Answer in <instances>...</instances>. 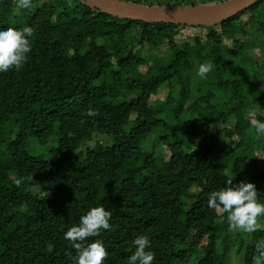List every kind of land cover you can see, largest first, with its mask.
Returning <instances> with one entry per match:
<instances>
[{
	"label": "trees",
	"instance_id": "1",
	"mask_svg": "<svg viewBox=\"0 0 264 264\" xmlns=\"http://www.w3.org/2000/svg\"><path fill=\"white\" fill-rule=\"evenodd\" d=\"M15 3L0 0V27L33 35L24 66L0 73V264H75L64 233L97 205L111 229L84 243L103 241V264H127L140 235L153 264H253L264 227L245 243L207 201L233 179L264 202V137L250 123L264 119V0L214 26L119 19L83 0Z\"/></svg>",
	"mask_w": 264,
	"mask_h": 264
},
{
	"label": "clouds",
	"instance_id": "2",
	"mask_svg": "<svg viewBox=\"0 0 264 264\" xmlns=\"http://www.w3.org/2000/svg\"><path fill=\"white\" fill-rule=\"evenodd\" d=\"M32 0H16L17 9L31 7ZM32 29L24 26L22 29L14 25L0 27V73L9 69L19 71L28 59L32 49L30 38ZM215 65L209 61L201 63L197 69V76L206 78V74L214 70ZM86 116L94 117L97 112L89 109ZM252 113L251 126L257 138L264 137V119L256 118ZM17 184L20 181H16ZM210 209L219 208L227 213L229 228L242 229L246 233L255 232L260 226L257 218L264 216V202L258 200V193L253 183L241 181L233 183V179L226 182V186L213 191L207 201ZM112 212L103 205L90 208L80 217L79 223L70 227L63 238L72 244L76 251L75 264H103L108 256L103 241L95 239L85 244L88 237H98L101 230H110L109 220ZM135 251L128 257L127 264H153L155 253L151 250L150 238L140 235L133 240ZM257 255L253 257V264H264V243L256 245Z\"/></svg>",
	"mask_w": 264,
	"mask_h": 264
},
{
	"label": "water",
	"instance_id": "3",
	"mask_svg": "<svg viewBox=\"0 0 264 264\" xmlns=\"http://www.w3.org/2000/svg\"><path fill=\"white\" fill-rule=\"evenodd\" d=\"M84 3L100 13L119 19L144 23H163L173 25H217L236 14L245 11L258 0H229L213 5L187 6H140L126 0H83Z\"/></svg>",
	"mask_w": 264,
	"mask_h": 264
},
{
	"label": "rangeland",
	"instance_id": "4",
	"mask_svg": "<svg viewBox=\"0 0 264 264\" xmlns=\"http://www.w3.org/2000/svg\"><path fill=\"white\" fill-rule=\"evenodd\" d=\"M162 2H164V3H162V4H169V5H164V6H170V7H178V6H182V4L181 5H175L176 3H174V2H172V3H168V2H165V1H167V0H161ZM199 1V0H198ZM143 2H145L146 3V5H147V3H149V4H155V3H153L152 1H150V0H143ZM190 33L191 31L189 30H185L183 33ZM263 81V80H262ZM163 93L164 92H162V91H160L158 94L159 95H157V98L158 99H161L162 98V96H163ZM211 131L212 132H214V131H216V130H219V129H221L222 127L219 125V124H212L211 125ZM95 140L96 141H99V142H103L104 140H105V138L103 137V136H101V135H96L95 136ZM90 145H86V146H89V147H91V145L93 144V143H89ZM32 147V146H31ZM34 151H37V152H40V151H42L43 150V148L42 147H37V146H35V148L33 147L32 148ZM257 223L259 224V228H263L264 227V216H260V217H258L257 218ZM236 232H239V233H241V232H243V230L242 229H237V230H235ZM245 234V236H244V239H245V243H247V242H249L250 241V239H251V233H244ZM240 261V260H239ZM234 264H239V262H238V258H237V260L234 262Z\"/></svg>",
	"mask_w": 264,
	"mask_h": 264
}]
</instances>
